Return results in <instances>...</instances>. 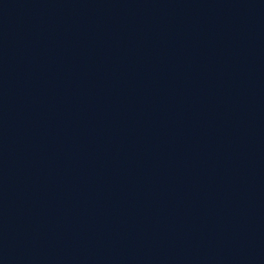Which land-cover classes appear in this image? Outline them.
I'll return each mask as SVG.
<instances>
[{"label":"water","instance_id":"water-1","mask_svg":"<svg viewBox=\"0 0 264 264\" xmlns=\"http://www.w3.org/2000/svg\"><path fill=\"white\" fill-rule=\"evenodd\" d=\"M0 264H264V0H0Z\"/></svg>","mask_w":264,"mask_h":264}]
</instances>
